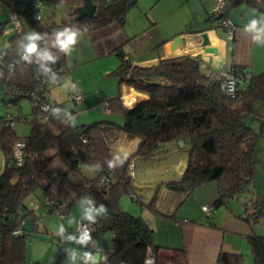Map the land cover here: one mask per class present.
Instances as JSON below:
<instances>
[{
	"label": "trees",
	"instance_id": "obj_1",
	"mask_svg": "<svg viewBox=\"0 0 264 264\" xmlns=\"http://www.w3.org/2000/svg\"><path fill=\"white\" fill-rule=\"evenodd\" d=\"M43 1L54 8L65 6L67 16L59 22L43 16L37 20V4ZM91 1L96 7L94 14L81 19H77L76 7L82 5L83 0L5 1L7 16L15 12L21 26L19 31H11L7 46L0 51V73L3 74L0 76V101L6 108L15 110V113L0 116V150L5 157V167L0 173V264H27L28 225L36 229L38 222L35 210L25 204V199L39 186L31 161L45 162L47 151H53V157H59L65 164L57 177L53 172L48 173L51 183L47 189L54 186L59 195L71 196L68 205L88 196L108 208V218L99 220L91 228L95 239L107 233L112 235L109 264H144L149 254L156 258L159 250L148 224L140 216L123 210L119 203L122 195H129L142 209L167 219L174 218L175 212L168 216L155 209L161 187L179 191L187 197L201 185L215 181L217 196L211 206L213 210L236 197L253 180V150L259 135L248 119L257 115L256 103L264 102V72L248 74L242 66H226L224 69L239 79L231 97L221 90V70L204 72L200 55L172 57L160 60L155 66L139 67L130 62L122 44L115 52L120 64L111 75L118 78L119 88L130 86L147 98L132 107L122 103L120 92L106 100L109 113L120 115L121 123L103 119L68 126L52 114L42 113V105H48L51 111L59 107L51 100L49 85L52 83L47 82L48 77L42 74L40 64L35 60L31 65L19 62L21 37L30 30L50 33L53 29L75 25L88 32L113 22L122 24L127 11L138 3V0ZM242 3L264 7V0H229L222 17L228 18L229 12ZM214 18L212 14L210 19ZM7 22L9 18L0 22V34L11 33L6 29ZM49 46L50 41L42 42V47ZM51 50L59 60L49 66L61 77L68 70L67 55ZM23 99L32 104L29 121L20 110ZM59 116L65 117L62 111ZM15 121L29 122L27 136L16 135L12 127ZM108 130L120 131L129 139H140L136 150L115 169H109L105 163L112 157L105 140ZM185 139L187 158L182 174L177 179L155 185L150 202L143 203L129 171L130 164L162 157L169 144ZM18 141L25 143L26 157L22 166L15 164L13 156ZM90 165H94L96 171L88 177L83 169ZM103 176L106 181L100 182ZM58 201L64 202L62 198ZM251 215L254 222L264 215V206L258 200L253 202ZM238 217L252 229L247 218ZM20 227L22 233L13 235ZM246 242L252 256L251 264H264V235L252 231L246 236ZM64 254L61 252V260ZM169 263L187 264L184 249L172 248ZM216 264L246 263L241 254L220 252Z\"/></svg>",
	"mask_w": 264,
	"mask_h": 264
},
{
	"label": "crops",
	"instance_id": "obj_2",
	"mask_svg": "<svg viewBox=\"0 0 264 264\" xmlns=\"http://www.w3.org/2000/svg\"><path fill=\"white\" fill-rule=\"evenodd\" d=\"M189 2H193L195 10L190 7V13H185L184 11L181 12V15H178L179 13L176 12L178 7L182 3L189 5ZM214 6L212 0H138L137 6L127 11L122 24L113 22L103 28L86 32L76 45H81L83 52L74 59V63L79 61L82 64L88 60L102 59L108 56L117 57L116 49L123 44L124 53L130 62L137 66L144 64L146 67H151L152 63H158L160 60L167 58L200 55L202 59L201 68L206 73L211 70L224 69L231 64L244 67L248 74L264 72V45L255 43L251 36L243 30L244 25L248 23L250 18L257 16L259 13H264L262 11L264 7L242 3L235 8L246 10L248 7H252L254 12L247 16H241L239 24H236L228 16V19L232 21L235 27L233 38H229L225 30L221 27H215L213 19H210L214 13ZM210 48L214 50L209 51ZM119 64L120 62L117 59L111 57L110 65L112 68H106L104 72L113 69L110 72L111 75ZM132 90L133 88L127 85H122L121 87L120 99L126 107H132L139 101L146 99V95L142 94L141 97H138L133 94ZM113 95L109 94L105 99L108 100L115 97V94ZM89 98L83 95L81 102L87 103ZM52 99L58 105L56 100ZM103 99L101 106H103V101H106ZM106 111L109 115V110L106 109ZM73 116L76 118L78 113L73 114ZM257 116H264V114ZM105 140L112 154L126 151L129 157L136 150L140 139H128L120 131L108 130L105 132ZM111 140H113L116 148L110 146ZM177 147L180 148L178 143L169 144L166 153L174 151L175 148L177 150ZM182 148L187 152V143ZM165 156L154 157L144 162H132L133 178L136 176L135 169L137 164H143L141 166H144L151 162L161 163ZM173 163L180 176L186 165L185 159L181 158L176 163L175 161ZM4 167L5 157L0 150V173ZM93 170L95 173L96 170ZM54 172L58 171L54 170ZM173 179L175 178L155 182H143L134 179L133 181L139 193L144 190L145 198L148 199L149 203L155 185ZM50 183L51 181H45L42 184L46 194ZM145 190L150 191L146 192ZM215 197L216 194H209V197H204L203 193H200V201L198 203L200 207L202 205L209 206L210 199ZM53 199L60 200L61 196L57 193V197ZM184 200L185 195L183 193L161 187L155 209L159 213L168 216L175 212V217L163 219L144 208V210L152 214L153 220L162 219L172 222L171 226L177 232L178 239L172 242L171 239L169 242L168 236L166 242H158L157 244L156 240L159 239L155 240L153 237L154 243L159 246V250L156 252L157 264H170L172 248L184 249L187 264H216V259L220 252L241 254L244 262L251 264L252 256L249 252L246 236L252 231L254 232V230L249 227L245 220L238 217L240 214H236L231 209H229V213L227 211L221 213L219 208L216 211L213 209L210 214H204L202 211L205 218L198 214L195 218L185 217L177 219V208ZM67 216H70L69 211ZM140 217L154 231L153 234H156L154 226H150L151 223L144 217V214H141ZM210 223H213V225ZM46 231L48 230L46 229ZM109 236L110 238L107 241L101 243L106 252H109L112 239V235L110 234ZM59 251L63 252L62 248ZM41 257V254L33 256L34 259L36 258L37 263ZM59 262H61V257Z\"/></svg>",
	"mask_w": 264,
	"mask_h": 264
},
{
	"label": "rangeland",
	"instance_id": "obj_3",
	"mask_svg": "<svg viewBox=\"0 0 264 264\" xmlns=\"http://www.w3.org/2000/svg\"><path fill=\"white\" fill-rule=\"evenodd\" d=\"M5 1L0 0V22L7 21V12L8 6ZM41 9V16L43 17H53V20L59 22L62 18L66 17L68 14V9L65 6H58L54 8L50 3L43 1L39 5ZM190 7L195 10L193 2H189V5L182 3L176 12L178 15H181V12L190 13ZM254 12V8L248 7L246 10L234 9L229 12V16L234 22L239 24V20L243 15H249ZM7 31H13L11 25L7 22L6 24ZM31 31V30H30ZM29 31V32H30ZM14 32V31H13ZM11 33L0 34V51L7 46L8 37ZM234 36V35H233ZM233 38V37H232ZM83 52L82 46H75L71 54L67 55V67L68 70L61 76V80L57 84H50L49 89L51 91L52 98L58 103L59 109L62 110L64 115V109H69L72 114L78 113V116L75 118V123H90L98 120H112L118 123H121L122 118L117 114H107V111L104 106H101L102 99L106 100L107 95L115 94L118 95L122 85L119 88L118 78L110 75V72L113 69H110L108 72H104L106 68L111 67L110 59L111 57L117 59L116 56H108L102 59H92L88 60L85 63H74V59L78 57L79 54ZM112 68V67H111ZM114 68V67H113ZM77 93L81 96L90 97L88 102H79L78 105L73 103L68 99L69 94ZM88 94V95H87ZM114 96V95H113ZM20 110L28 121L30 120V114L32 112V104L30 100L23 99L20 102ZM255 112L257 115L264 114V102H257L255 105ZM7 113H15L13 108H6L3 102L0 101V116L6 115ZM253 116V118L248 119L249 125L258 133L259 137L257 143L253 150V180L251 183L247 184L241 192L234 198L227 199L226 203L220 205L217 208H213L214 211L220 208L221 213L231 209L236 214H240L243 218H247L252 225V229L256 234L264 235V215L258 217V220L254 222L251 218L253 211V202L258 200V203L264 206V116ZM65 116V115H64ZM28 121H15L12 124L13 130L18 137H25L30 132V124ZM129 139V138H128ZM113 140H111L110 146L116 148V145L113 146ZM176 147V146H175ZM180 148H175L174 151L162 155L163 162L155 163L151 162L150 164L141 166L143 164H137L135 169L134 180L136 181H161L171 178H177V168L173 165L179 159L187 158V152L179 145ZM114 151V149H113ZM116 151V150H115ZM53 151H47L44 155L45 162H39L35 159L31 161V167L36 178L40 182V185L36 187L29 196L25 199V204L28 208L35 210V215L38 217L37 227L33 229L28 225L27 241H26V256L27 264H52L58 254H60L59 249L64 247H70L74 245L64 244L60 241L59 237L55 235L56 231L60 224H64L68 228L69 232H75L77 230V222L80 219L81 211L79 208L78 201L79 199L73 200L71 205H68V211L70 216H66L61 219L54 212H45L43 202L46 198L57 197V190L54 186H51L46 192L43 190V182H50L51 179L48 176V173L64 170L65 164L59 157H53ZM46 166L43 168L42 165ZM96 170L94 165L86 166L83 169V172L88 176H93L94 170ZM141 190V193H137L140 196V199L143 203H148V199L145 198V192ZM150 191V190H145ZM203 193V196L209 197V194L217 196V183L215 181L205 183L194 190L189 196L185 197V200L177 208L176 216L177 219H182L185 217L195 218L200 214L202 218H205L200 204L199 195ZM145 194V195H144ZM63 201L68 199L64 196L63 193L60 194ZM209 201V206H212V200ZM120 205L123 210L132 214L133 216H140L144 214V217L150 221L151 225L154 226L156 234H153V237L159 240L158 242H166L167 237L169 236V242L176 241L177 232L171 226L170 221L167 220H153L152 214L144 210L135 203L129 195H122L119 200ZM247 211V212H246ZM205 214V213H204ZM73 219V224L68 225V218ZM46 229L49 231L46 232ZM154 233V231H153ZM110 234L107 233L103 237L97 239L100 243L105 242L110 238ZM167 235V236H166ZM105 244V243H104ZM111 244V243H110ZM78 247V246H77ZM110 248V247H109ZM65 253V252H64ZM41 254V259L37 263L36 258L33 256ZM66 253L62 257L59 264H68L66 260ZM156 259V258H155ZM157 263V259H156Z\"/></svg>",
	"mask_w": 264,
	"mask_h": 264
},
{
	"label": "clouds",
	"instance_id": "obj_4",
	"mask_svg": "<svg viewBox=\"0 0 264 264\" xmlns=\"http://www.w3.org/2000/svg\"><path fill=\"white\" fill-rule=\"evenodd\" d=\"M39 20V15L36 16ZM244 32L248 33L252 40L260 45H264V13H259L249 19L248 23L244 25ZM87 29H81L75 25L65 26L59 29H53L50 33H40L37 31H30L25 33L20 40L19 55L20 61L31 65L34 60L40 64L42 74L48 77L47 82L57 84L61 80L58 73L53 72L52 67L55 65L59 56L51 49L58 50L59 53L69 55L79 43L80 39L85 35ZM50 41L49 47H42V42ZM3 74L0 73V76ZM147 98V97H146ZM44 110H47V105H44ZM61 109L55 108L51 114L58 118ZM66 119L61 120L65 124H75V117L69 109H64ZM19 148L24 147L18 145ZM20 165H23V159L20 152L16 153ZM128 158V153L117 152L112 154L111 159L105 161L109 169H115L122 166ZM99 167V165L97 166ZM71 200V196L66 199L62 207H67ZM79 208L81 211L80 226L77 231L69 232L68 228L62 223L59 225L55 235L59 237L64 244L74 245L64 247L68 264H109V252H106L99 240L92 235L91 226L96 224L101 219L108 218V208L103 203L97 202L88 197L82 196L79 201ZM73 224V219L68 218V225ZM13 235H20L18 231H14ZM78 246V247H77ZM123 264V262H122ZM144 264H155L154 257H146Z\"/></svg>",
	"mask_w": 264,
	"mask_h": 264
},
{
	"label": "built area",
	"instance_id": "obj_5",
	"mask_svg": "<svg viewBox=\"0 0 264 264\" xmlns=\"http://www.w3.org/2000/svg\"><path fill=\"white\" fill-rule=\"evenodd\" d=\"M105 1H109V0H105ZM214 3V15L215 18L213 19V25L215 27H221L225 30L227 37L232 38L234 35V24L232 23V21L226 17H222V13L223 10L225 9L227 3L229 0H212ZM41 3L38 2L37 4V10H36V16L39 15V17H41V9L39 7ZM219 15H222L221 17H219ZM35 16V17H36ZM8 18H9V23L11 25V29L13 31H19L21 23L18 19V16L15 12H11L8 14ZM220 76H221V90L226 94L229 95L231 97L234 96L235 92H236V83L239 81L238 77L234 76V74L230 73L229 71H227L226 69H220ZM56 72V71H53ZM68 99L71 100L73 103H75L76 105H78V103L82 100V96L80 94L77 93H71L68 96ZM44 105L41 106V111L42 113L48 115L51 114V109L49 108V106L47 107V110H44ZM103 106L107 108V101H103ZM46 118V117H45ZM59 119L63 120L66 119V117L62 118L60 116H58ZM65 124V123H64ZM68 126H71L72 124H65ZM18 145H23L24 147L19 148ZM20 152L22 155V159H23V163L25 162V157H26V153H25V143L23 141H18L15 144V147L13 149V156H14V161L15 164L17 166H20V163L17 159L16 153ZM129 171L132 174V165L130 164L129 166ZM54 177L58 176V172H54L52 174ZM106 181V176H103L100 180V182ZM63 204V202L58 201L56 199H53L51 197L46 196L44 202H43V207L45 212H54L57 214V216L61 219L65 218L68 214V205L67 207H62L61 205ZM201 210L203 211V213L205 214H210L212 212V207L208 206V205H202L201 206ZM21 225H24V222H21ZM80 226V219L77 222V230ZM76 230V231H77ZM14 231H18L19 233H22L21 227L15 229ZM13 231V232H14ZM148 257H153L151 254H149ZM156 264V261H155Z\"/></svg>",
	"mask_w": 264,
	"mask_h": 264
},
{
	"label": "water",
	"instance_id": "obj_6",
	"mask_svg": "<svg viewBox=\"0 0 264 264\" xmlns=\"http://www.w3.org/2000/svg\"><path fill=\"white\" fill-rule=\"evenodd\" d=\"M95 5L93 4V2L91 0H83V3L82 5L76 7V13H77V19H81V18H85V17H91L94 12H95ZM222 15H219V17H221ZM214 49L213 48H210L209 51H213ZM157 65V63H152L151 66H155ZM139 67H146V65L142 64V65H139ZM133 94L138 96V97H141L142 94L135 91L134 89L132 90ZM187 143V140H180L178 141V145H180L181 147ZM46 165L43 164L42 167L44 168ZM53 183H55V181L53 180ZM60 257H61V252L60 254L57 255V257L55 258V260L52 262V264H59V261H60Z\"/></svg>",
	"mask_w": 264,
	"mask_h": 264
},
{
	"label": "bare ground",
	"instance_id": "obj_7",
	"mask_svg": "<svg viewBox=\"0 0 264 264\" xmlns=\"http://www.w3.org/2000/svg\"><path fill=\"white\" fill-rule=\"evenodd\" d=\"M210 35H211V34H210ZM212 39H214V41H216L215 38L212 37Z\"/></svg>",
	"mask_w": 264,
	"mask_h": 264
}]
</instances>
